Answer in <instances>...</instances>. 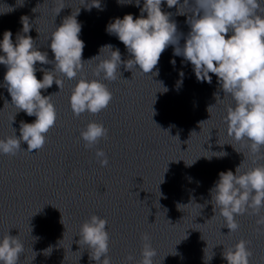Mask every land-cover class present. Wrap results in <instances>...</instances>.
Instances as JSON below:
<instances>
[{
    "label": "water",
    "instance_id": "95a60500",
    "mask_svg": "<svg viewBox=\"0 0 264 264\" xmlns=\"http://www.w3.org/2000/svg\"><path fill=\"white\" fill-rule=\"evenodd\" d=\"M62 2L65 8L55 17L53 9L59 7V0H0V40L5 30L13 33L14 42L17 33L31 36L34 46L54 60L49 47L52 32L80 9L76 19L82 25L79 38L85 43L82 59L100 53L98 59L84 64L89 80L95 78L97 63L111 55L109 48L100 52L103 46L118 48L123 61L130 58L106 26L126 14L139 17L134 0L131 4L130 0H100V9L91 11L86 7L96 0ZM162 11L171 13L183 47L193 9L181 8L185 14L180 15L177 7L169 9L165 2ZM23 17L31 25L27 34L22 33ZM173 51L169 46L162 53L159 75L152 78L135 68L126 70L122 64L120 78L102 81L113 100L99 114L73 116L69 97L79 75L68 80L57 73L62 89L53 83L42 90V95L53 94L51 102L58 113L46 144L39 151L22 150L13 157L0 154V238L9 234L23 243L19 264H96L89 259L87 246L78 243L80 226L93 214L108 221L112 264H129V255L135 258L132 264L139 261L144 233L157 252L153 264H227L223 252L241 239L250 242L249 264H264V231L257 230L264 209L259 215L237 216L239 229L229 234L219 210L213 211L210 190L219 173L231 170L235 174L240 164L241 172L255 166L249 148L227 135L224 118L234 101L224 96L215 75L210 74L211 84L198 82L191 63ZM36 68L37 78L42 79L39 69L51 71L54 64L37 62ZM6 70L0 65V139L12 136L13 129L19 137L20 122L36 119L16 113L3 86ZM92 121L109 129L108 139L85 149L80 130ZM21 146L27 149L26 143ZM96 148L106 153L107 167L98 163ZM223 152L227 155L220 157Z\"/></svg>",
    "mask_w": 264,
    "mask_h": 264
},
{
    "label": "clouds",
    "instance_id": "9594fccd",
    "mask_svg": "<svg viewBox=\"0 0 264 264\" xmlns=\"http://www.w3.org/2000/svg\"><path fill=\"white\" fill-rule=\"evenodd\" d=\"M117 2L121 3L120 0ZM165 2L169 9L177 7L180 15L185 14L180 12L181 8L193 9L187 19L190 31L184 37L183 47L179 46L180 37L176 23L170 19L171 13L162 11ZM128 3H133V0ZM134 4L140 8L139 17L134 19L132 14H126L106 26V31L122 42L130 58L123 61L118 48L113 50L110 44L103 46L100 52L109 48L112 49L111 55L97 63L93 72L95 78L91 80L84 75V64L98 59L100 53L89 60L82 59L85 43L79 38L82 25L76 19L80 9L75 15L65 17L52 32L49 47L54 60L49 59L47 52L34 46L31 36L17 33L14 42L10 30L3 32L0 65L7 69L3 86L11 96L16 113L22 111L36 119L32 123L20 122L19 137L13 129L12 136L0 139V154L13 157L22 150L31 153L44 147L47 134L56 126L58 113L51 102L53 94L42 95V90L46 91L53 83L62 89L63 80L56 77L57 73L68 80L80 76L69 97L73 116L79 118L86 112L95 115L105 110L113 100L112 92L102 81L120 78L122 64L126 70L135 68L142 74H151V78L159 75L157 65L161 55L173 46V55L182 56L184 61L191 63L198 82L211 84L210 74L215 75L224 96H230L234 101V106L227 108L224 118L227 135L249 148L255 165L241 172L240 164L235 174L231 170L220 172L219 179L210 190L215 204L213 211L219 210L229 229L228 234L234 233L239 229L237 216L246 213L259 215L264 209V164L257 163L264 160V0H192L191 4L189 0H183L182 4L180 0H143L142 7L140 0H134ZM93 7L100 9V0L86 8L91 11ZM63 8V2L59 0V7L53 9L55 17ZM22 24V33H29L31 25L27 17L22 18ZM37 62L54 64V70L39 69L43 77L38 79ZM171 63L175 65L176 61L173 59ZM154 69L157 70L154 72ZM179 75L183 78V71ZM164 89L166 92L167 88ZM108 133L109 129L102 123L92 121L80 130V139L85 149H92L101 140H107ZM24 143L27 149L22 148ZM226 155L223 152L220 157ZM95 156L101 167L108 166L109 159L103 149L96 148ZM107 224L105 218L93 214L80 226L78 243L87 246L89 259L96 264H112L108 255L110 236ZM257 225L258 231H264V216L257 220ZM150 239L147 233L142 234L141 259L135 264H153L157 252ZM249 244V241L241 239L223 252V259L227 264H249L252 256ZM23 253L24 246L18 237L7 234L0 238V264H19ZM134 259L131 255L127 257L129 264Z\"/></svg>",
    "mask_w": 264,
    "mask_h": 264
}]
</instances>
